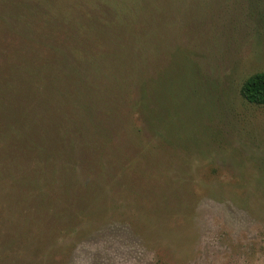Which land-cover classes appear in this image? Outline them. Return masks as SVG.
<instances>
[{
    "label": "rangeland",
    "instance_id": "1",
    "mask_svg": "<svg viewBox=\"0 0 264 264\" xmlns=\"http://www.w3.org/2000/svg\"><path fill=\"white\" fill-rule=\"evenodd\" d=\"M264 0H0V264H264Z\"/></svg>",
    "mask_w": 264,
    "mask_h": 264
},
{
    "label": "trees",
    "instance_id": "2",
    "mask_svg": "<svg viewBox=\"0 0 264 264\" xmlns=\"http://www.w3.org/2000/svg\"><path fill=\"white\" fill-rule=\"evenodd\" d=\"M240 93L249 103L264 104V70L248 76L241 85Z\"/></svg>",
    "mask_w": 264,
    "mask_h": 264
}]
</instances>
